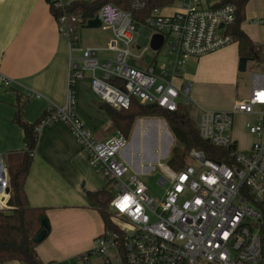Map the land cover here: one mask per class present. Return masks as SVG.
Wrapping results in <instances>:
<instances>
[{
	"label": "built area",
	"instance_id": "2783aa9c",
	"mask_svg": "<svg viewBox=\"0 0 264 264\" xmlns=\"http://www.w3.org/2000/svg\"><path fill=\"white\" fill-rule=\"evenodd\" d=\"M44 1L57 12L58 32L68 39V77L63 105H50L36 129L61 121L82 146L89 166L107 185L117 183L107 210L110 227L76 259L84 264H89L90 256H100L105 264H264V71L252 74L248 96L236 100L230 110L203 108L192 101L190 82L174 83L181 79L187 59L232 43L223 30L234 21V5L204 7L202 0H177L179 10L173 14L152 9L143 23L163 35L166 58L160 65L151 59L137 67L127 60H140L150 50L130 51L131 12L142 8L143 0H130L129 11L110 2L99 6L95 16L113 37L105 48L80 46L76 30L87 22L74 5L84 0ZM255 21L261 24L264 19ZM102 50L114 51L115 56L101 59ZM86 74L98 99L115 109L128 108L133 99L170 112L191 106L199 137L228 149L230 163L210 160L197 149L188 151L186 166L179 170L158 163L162 174L156 183L165 192L156 200L123 155L130 145L128 138L114 131L97 140L78 118L73 89ZM2 82L9 84L5 78ZM235 113L254 118L245 122L254 139L247 150H238L230 133ZM147 167L148 173L154 169L150 163ZM9 189L0 155V196L6 197ZM0 264L4 263L0 260Z\"/></svg>",
	"mask_w": 264,
	"mask_h": 264
},
{
	"label": "crops",
	"instance_id": "0c3cea01",
	"mask_svg": "<svg viewBox=\"0 0 264 264\" xmlns=\"http://www.w3.org/2000/svg\"><path fill=\"white\" fill-rule=\"evenodd\" d=\"M219 1L202 0L201 5L212 6ZM160 10L166 15L173 14L179 10V3L175 0ZM257 18L264 19V0H248L241 28L253 42L264 46V22L258 24ZM80 46L86 47L81 40ZM158 49H154L152 59L156 60ZM68 56V39L58 32L44 0H0V155L6 167L19 158L23 147V131L13 120L17 102H23L22 117L27 122L36 121L50 105H63ZM239 58L237 45L232 42L198 58L192 72L186 73L184 68L181 82H190L191 92L194 85L196 92L201 87L222 86L232 95L240 78ZM2 78L9 84L4 85ZM73 90L76 114L88 128L98 131L110 122L91 89L89 75L78 79ZM233 103L206 108L230 110ZM136 122L123 155L130 170L140 177L151 173L147 166L159 156L154 151L159 148L164 154L172 134L157 116L137 118ZM159 127L163 130H158ZM37 132L24 190L29 205L45 208L50 230L37 244L36 252L43 263L66 264L88 251L104 230L100 213L87 191L102 189L105 184L89 166L80 143L61 121L43 124ZM7 199L8 195L0 196V207L8 208ZM9 263L19 264L15 261L5 264Z\"/></svg>",
	"mask_w": 264,
	"mask_h": 264
},
{
	"label": "trees",
	"instance_id": "16d2710c",
	"mask_svg": "<svg viewBox=\"0 0 264 264\" xmlns=\"http://www.w3.org/2000/svg\"><path fill=\"white\" fill-rule=\"evenodd\" d=\"M106 2L115 4L123 11L130 10V0H84L74 5V9L81 14L82 21L87 22L95 17L99 6ZM143 2L144 6L142 8L131 12V18L139 22H144L152 9L169 6L175 0H143ZM247 2L248 0H220L213 6L226 3L234 5V21L226 25L223 33L230 36L232 42L236 43L238 56L248 58L251 64L262 65V72L264 71V46L253 42L241 28V24L245 19ZM50 11L53 16L57 14L52 8H50ZM22 106L23 102L18 101L13 118L14 122L23 131V147L19 153V158L7 167L10 189L7 199L8 208L0 209V260L4 264L12 261L19 264H58L51 261L43 263L36 252L38 243L35 242V237L42 229L45 230L46 237L50 226L45 208L29 205L24 190V183L38 140L36 126L43 118L45 111L36 121L27 122L22 117ZM101 106L108 115L114 130L119 131L127 138L137 118L157 116L165 119L166 125L175 141L166 165L174 170H179L186 166L185 157L191 149L203 151L210 160L230 163L228 149L214 147L199 137L194 120L185 108L170 112L160 107L149 108L146 105L139 104L135 99L130 102L129 107L126 109H115L103 102H101ZM106 186L107 184L105 183L102 189L87 191V196L100 213L104 229L111 225L107 210L112 194L106 189ZM43 220L45 221V226L42 224Z\"/></svg>",
	"mask_w": 264,
	"mask_h": 264
},
{
	"label": "rangeland",
	"instance_id": "374dc122",
	"mask_svg": "<svg viewBox=\"0 0 264 264\" xmlns=\"http://www.w3.org/2000/svg\"><path fill=\"white\" fill-rule=\"evenodd\" d=\"M132 24L134 25V32H133L134 39L130 45V51L132 53H137L140 49L145 48V47H148L150 50L140 60L129 58L127 61L130 63H133V65L137 67H142L143 64H147V62L153 58L154 48L152 47V44L150 43L152 42L153 39L158 40V41L163 40V35L157 32L156 30L148 27L143 22H139L133 19ZM76 31H77V36L81 40L83 46L89 45V46H94L97 48L98 47L105 48L108 46L109 42L113 40L111 30L104 29L102 26L97 27V28H87V27L80 25L78 26ZM165 50H166V46L162 45L158 51V54L156 56V60L159 63L158 65L162 64L166 58ZM210 53H207L204 55H209ZM76 54L78 53L73 52V55H76ZM101 54H105V56H109L111 58L115 56L114 51H108V50L99 51V55ZM200 57H191L186 60V62L184 63V68H185L186 73L192 72L194 70L193 65L195 61ZM214 70H217V68H214ZM261 70H263L262 65L248 63L246 70L244 72H240V78H239L236 92H234V94L232 95L228 94L226 89L222 86L221 87L219 86H210V87L208 86L207 87L206 86V89H203V87H201L196 92V88L194 85L192 86V92L190 94V97L196 103L200 104L201 106L203 105L202 106L203 108H206V106H215V105L229 106L234 101L243 100L248 96V92L251 88L252 74L254 72H259ZM87 75L88 74H86V76ZM181 80L182 79L180 78L175 79L174 83L178 84L181 82ZM206 109H209V108H206ZM185 110L188 111L191 117L194 116L193 114L194 109L191 106L185 107ZM212 110H222V109H212ZM159 119H162L164 124L166 125L165 119H163L162 117H159ZM247 121L253 122L254 121L253 116L247 115V114H239V113H235L233 115V124H232L230 133L233 139L235 138L237 140L236 145H237L238 150L246 149L248 146L251 145L250 142H253L254 140L253 137L248 133L245 127V122ZM109 123L110 122H108L106 126H104L102 129L98 131H92L95 139L101 140L103 139V137L112 135L114 133L115 130ZM136 123L137 122L135 121L132 127V130L130 132V135L128 137V141H130L132 138V134L136 127ZM165 127L168 130L167 125ZM158 130H163V129L162 127H159ZM169 142L170 144L166 146L167 149L164 154L161 155V150H159V148L156 149V151H154L158 153L159 156H158L157 161L150 162V164L154 166V169L151 171V173L148 175L139 177L140 180L146 185L147 193L153 196L156 200H161L165 192V190L159 187L156 183L158 177L162 174V169L158 165V163L162 165L167 164L166 162L170 155V150L175 145V141L172 135H171V139ZM143 165H147V163H144ZM104 184H105V181H104ZM106 189L109 190L112 195H114L117 191V183L115 182L109 183L106 186ZM76 257L70 259V261L66 264H84L83 261H80V260L78 261ZM103 262L104 261L100 256H90L88 260L89 264H101ZM9 264H15V263H9Z\"/></svg>",
	"mask_w": 264,
	"mask_h": 264
},
{
	"label": "water",
	"instance_id": "95a60500",
	"mask_svg": "<svg viewBox=\"0 0 264 264\" xmlns=\"http://www.w3.org/2000/svg\"><path fill=\"white\" fill-rule=\"evenodd\" d=\"M84 27H87V28H97V27H100V21L99 19L95 16L94 18L90 19L87 21L86 24L83 25ZM222 25H220L221 27ZM163 40L161 41H153V44H152V47L154 49H158L160 48L161 44H162ZM250 60L248 58H245V57H240L238 59V66H237V69L239 72H244L246 70V67H247V63L249 62ZM111 80H114V78H111ZM147 107L149 108H152V107H155V104H149L147 105ZM42 224L45 226V221L43 220L42 221ZM45 237V230L42 229L38 234L37 236L35 237V242L36 243H39L42 241V239Z\"/></svg>",
	"mask_w": 264,
	"mask_h": 264
}]
</instances>
